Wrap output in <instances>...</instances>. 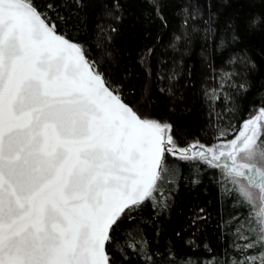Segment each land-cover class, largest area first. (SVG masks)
<instances>
[{
    "label": "snow or ice",
    "instance_id": "snow-or-ice-1",
    "mask_svg": "<svg viewBox=\"0 0 264 264\" xmlns=\"http://www.w3.org/2000/svg\"><path fill=\"white\" fill-rule=\"evenodd\" d=\"M0 264H264V0H0Z\"/></svg>",
    "mask_w": 264,
    "mask_h": 264
}]
</instances>
